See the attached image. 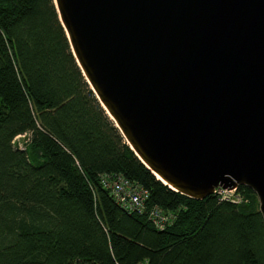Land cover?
<instances>
[{"label":"trees","instance_id":"16d2710c","mask_svg":"<svg viewBox=\"0 0 264 264\" xmlns=\"http://www.w3.org/2000/svg\"><path fill=\"white\" fill-rule=\"evenodd\" d=\"M113 173L173 223L123 208L101 182ZM235 196L158 179L91 88L55 0H0V264H264L258 197Z\"/></svg>","mask_w":264,"mask_h":264},{"label":"water","instance_id":"95a60500","mask_svg":"<svg viewBox=\"0 0 264 264\" xmlns=\"http://www.w3.org/2000/svg\"><path fill=\"white\" fill-rule=\"evenodd\" d=\"M127 143L195 199L251 188L264 217V0H55Z\"/></svg>","mask_w":264,"mask_h":264},{"label":"built area","instance_id":"2783aa9c","mask_svg":"<svg viewBox=\"0 0 264 264\" xmlns=\"http://www.w3.org/2000/svg\"><path fill=\"white\" fill-rule=\"evenodd\" d=\"M101 182L123 208L130 212L145 213L158 229H165L168 225L173 223L175 219V214L173 212L158 206L151 208L148 206L150 192L140 183L128 179L122 173L103 175ZM237 190L238 187L227 189L220 186L216 188L214 193L221 195L225 199L237 201L241 200L239 196H235ZM139 264L147 263L141 262Z\"/></svg>","mask_w":264,"mask_h":264},{"label":"rangeland","instance_id":"374dc122","mask_svg":"<svg viewBox=\"0 0 264 264\" xmlns=\"http://www.w3.org/2000/svg\"><path fill=\"white\" fill-rule=\"evenodd\" d=\"M24 144H25V137H24V135L18 136L16 138V145H18L19 147H22L23 148Z\"/></svg>","mask_w":264,"mask_h":264}]
</instances>
